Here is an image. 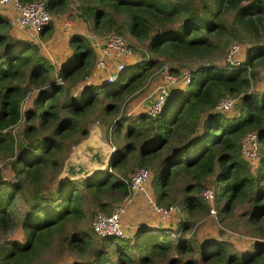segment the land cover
I'll use <instances>...</instances> for the list:
<instances>
[{
    "label": "trees",
    "instance_id": "1",
    "mask_svg": "<svg viewBox=\"0 0 264 264\" xmlns=\"http://www.w3.org/2000/svg\"><path fill=\"white\" fill-rule=\"evenodd\" d=\"M67 3L47 0L46 8L56 14ZM77 16L96 35L136 37L145 52L125 63L116 80L88 81L97 51L87 34H70L69 52L55 63L33 38L15 35L0 11V162L9 158L14 176L0 169L2 233L16 224L13 200L21 196L26 204L21 236L0 242V264H264V92L250 90L264 67V0H80ZM233 42L248 44L238 66L210 61L216 53L226 57ZM164 62L172 73L193 64L187 87H175L155 116L117 117L120 99L156 77ZM32 91V105L23 110ZM226 96L238 98L233 117L216 109ZM93 119L112 131L107 168L60 182L64 159ZM249 132L259 139L255 169L242 153ZM136 167L150 169L155 201L175 204L184 215L208 210L201 193L216 174L217 211L228 214L245 201L241 219L257 238L253 250L239 253L223 238L193 244L186 216L176 229L145 226L133 237H98L79 226L87 207L92 214L127 196L128 184L116 173ZM174 231V238L165 234ZM138 250L146 253L135 259Z\"/></svg>",
    "mask_w": 264,
    "mask_h": 264
},
{
    "label": "rangeland",
    "instance_id": "2",
    "mask_svg": "<svg viewBox=\"0 0 264 264\" xmlns=\"http://www.w3.org/2000/svg\"><path fill=\"white\" fill-rule=\"evenodd\" d=\"M79 3H80V0H68V3L66 4L65 8L61 12L54 14L50 11V14L53 17L52 22H54V23L52 24L51 31H50V28H48L45 30V33L42 35L40 33H35L34 31H32V34L30 33L32 35L31 36L30 34H28L29 31H27L26 29L16 28L15 26L14 27L16 28V30H19L20 32H23V33L26 32L27 33L26 35H28L27 37H31L37 43H39L41 51H43L45 54H47V55L48 54L50 55V53L53 54V50L56 48H60L62 46V42H66L68 40L69 35L72 33L83 31L85 34L87 33L88 37H89V35H92L93 32H91V30H89V28L85 25L84 21H82L77 16V13H79ZM0 10L2 13H5V14H9L11 12L10 10H7L6 8L4 9L3 6H0ZM54 19H55V21H54ZM61 21H63V23ZM65 22H69V23H65ZM60 26H62L63 30H69L70 29L69 32L67 34L64 33L61 30ZM24 30H26V31H24ZM122 37L125 39L127 44H129V46L132 50V57L127 58L126 60L125 59H122V60L125 63L129 64L132 61H136L138 59H141L142 54L145 52V44L143 42H141L140 40H138L136 37H132L130 35H123ZM261 41L264 42V32L262 34ZM135 45H137L138 48H135ZM247 46H248L247 43H242V42L239 43V47L235 52V57L237 60H239V63L245 57V51H246ZM65 47H66L67 52H68L69 51V49L67 48L68 43L66 44ZM146 55L149 56V54H146ZM210 61L216 63L219 66L224 67L225 69L234 68V67L239 65V63L237 65H234L230 61H228L227 58L225 57V54L220 55V54L216 53L213 55V57L211 58ZM117 62H118V60H115V61L110 60L108 65H107V68L104 71L103 70H97L94 66V69H93V72L91 73V75L93 76V78L99 77V80L97 81L95 79L96 81H94V82L102 81L105 78L108 69L113 70L116 68ZM161 65L162 66L164 65L167 68L171 67V63H168V62H164ZM192 67H193V64L181 67L178 70V73H176V74L181 73L182 70H189ZM257 71L259 73L257 74V76L255 78H252L250 90L251 91L264 92V67L258 68ZM90 76L88 77V79H90ZM118 76H119V71H115L113 78H115V80H116L118 78ZM159 79H162V75L159 76V73H158V75L156 77H152L149 81H146L145 84H142L141 87L137 91H135L133 94H131V95L127 94L126 96L124 95L125 97L120 99V101H119L120 104H119V108H118V112H117L118 113L117 117H119V116L121 117L124 114L131 116V115L137 114L139 112H144L146 103L144 100L141 101V99L144 96L148 95L150 89L155 87V85L157 84L156 80H159ZM186 87H187V85L180 84L178 88H186ZM173 90H174V88L171 90V92ZM33 93L35 94V91H32L29 94V96L24 100L23 105H22L23 110L32 105ZM154 93H155V90L151 95H154ZM237 99H238L237 97H234V103H235V101H238ZM166 102H167V100H166ZM166 102L164 104L163 109L166 106ZM216 109H217V107H216ZM220 111L225 113L228 117H233L238 113V108H237V106H233L230 109H220ZM96 126L101 127V129H102L101 133L103 136L102 138L104 140H106V142H109L112 146L115 147V145L112 144V142L109 139L112 135V131H110L111 129H109L107 127V124L103 123V121H100V119H93L89 123V131L95 129ZM122 129H123V127H122ZM13 130H14V132L17 131L16 126H15V128H13ZM87 136L88 135L84 136L82 139L79 140L78 143H76V144H74V146H72L71 150L67 154V157H69L71 155V153L73 152V148L76 145H78ZM113 140L115 141L116 144L122 142V140L120 138L116 139V137H113ZM258 157L259 156L257 155L255 159H252V161H254L255 163H250V165L253 169H255L257 164H258V162H257ZM65 159L63 161L62 167L64 166ZM9 161H10L9 158H6V160L1 161L0 162V169L3 173L2 174L3 177H7L8 179L13 180L14 176H13ZM60 171H61V169H60ZM47 174L50 175L51 171L48 170ZM128 174L122 175V174L116 173V176L118 177V175H120L121 177L120 176L119 177L121 179H123L122 177L126 178V177H128ZM58 175H59V173H58ZM58 175H57V179L59 180ZM215 177H216V174L213 173L210 176V179L207 180V182H208L207 186H210V187H213L214 189H216V186L218 185V183H217ZM80 178H77V179H80ZM73 180H76V179H73ZM67 181H72V180H67ZM60 182H65V181H60ZM147 192L149 195H152V194L154 195V190H153L150 182L148 184ZM201 196H202V194H201ZM127 198H128V196H126L121 202L111 203L110 205H108L106 207V209H100V208L94 209V213H92V214H90V211L92 210V208L87 207L86 214L82 217V220L78 222V225L85 227L89 230L90 229L92 230L91 222H92V219H93V217L97 211L103 210L105 213H109L112 211V209L116 205L122 204V202H125L127 200ZM148 198H149V200L151 198V199H153V201H155L154 196H151ZM203 199H205V198L203 197ZM13 201H14V204H13V206L12 205L9 206V210L12 207V210L16 215V217H15L16 224L7 233H2L0 231V242L4 238H19L21 236L22 230H21L20 221H21V217L23 216L26 204H25V202L21 196H20V198L18 197ZM205 201H206V199H205ZM143 203H144L143 205H145V201ZM206 203L208 204V210L207 211H198V212L193 213L192 215H186V214L184 215V213L180 212L178 207H177V209L174 212H172L167 218L161 217L158 213H157V216L160 218L161 222H164L165 220H173V221L177 222L176 224H178L179 221H181V218H183L185 216H186V218L190 219L191 228L188 229V231L186 232V236L187 237L191 236L190 238L193 239V241H194L193 244H196L198 242H202L203 240L208 239V238H214V239H222L223 238V239H227L230 242H232L234 248L239 250V253H242V252L247 251V250L248 251L253 250V245H254L255 241L257 240V238H255L251 235V230L248 227H246L245 223L241 219L242 213L244 212L245 201L238 202L233 207L232 211L228 214L218 213V211H217L218 208L216 206L215 201H214L213 205L216 209V212L213 214H210L209 203L207 201H206ZM149 204L147 203L146 207H149L150 211H152ZM122 205L125 207V209L127 208V205H124V204H122ZM141 208H142L141 206L140 207H134V209L132 211L134 214H133V216L129 217V218H133L136 215H142L143 218L139 217L140 220L138 221V223L136 222L137 220H135V222L137 224L144 222L146 220V217L149 216L147 214V212L145 213L146 209H144L145 214H141V213H143L142 210H140ZM125 213H126V211L123 212V214L121 216L122 222L124 224V227L127 230H130V234H131L130 237H133V236H135V234H132V231H134L133 225H135L136 223L131 224L129 220H126L123 217V215ZM127 222L130 224V226L126 225ZM170 225H172V223H170ZM176 226L177 225H175L173 223L172 228L176 229ZM169 227H171V226H169ZM176 233L177 232L174 231V232H166L165 234L174 238L178 235ZM133 250H136V249H133ZM142 253H143V251L138 250V252L135 254V259L140 258V255ZM145 253H146V251L144 250V253L141 255V257ZM53 254H57V253H53ZM194 254H196V253L191 251L187 255V258L188 257L192 258L194 256ZM44 262H45V264L47 263V261H44L43 259H41V260H39L38 264H44Z\"/></svg>",
    "mask_w": 264,
    "mask_h": 264
},
{
    "label": "built area",
    "instance_id": "3",
    "mask_svg": "<svg viewBox=\"0 0 264 264\" xmlns=\"http://www.w3.org/2000/svg\"><path fill=\"white\" fill-rule=\"evenodd\" d=\"M47 0H0V6L9 7L12 13L7 16L8 23L17 27H30L35 33L44 30L53 20L52 15L46 8ZM69 23V22H65ZM88 36V35H87ZM97 51L95 60V68L97 70H105L110 60H118L116 68L107 71L105 78L107 80L114 79L115 71H121L125 62L122 59L132 57V50L125 39L118 34L108 33L105 35H96L92 33L88 37ZM239 47L238 42H233L227 52V60L237 65L239 60L235 57V52ZM162 75L161 82L155 87L154 95L148 94L141 101H145L144 112L148 115L155 116L163 110L171 90L179 87L180 84L187 85L191 81L190 70H182L176 74L169 71L164 65L158 72ZM234 106V97L226 96L220 99L216 105L217 109H230ZM258 133L249 132L242 141V153L250 160L255 159L258 155ZM128 184L129 192H144L147 189L151 178V171L147 167H137L128 174V177H122ZM202 196L209 203L210 214L216 212L213 205L215 201V189L207 186L202 191ZM152 208L162 217L169 216L177 209L174 204L164 205L152 202ZM125 207L122 204L116 205L110 213L97 211L92 219V231L99 237L114 235L118 237H130V232L124 227L122 222V214ZM177 234V233H176Z\"/></svg>",
    "mask_w": 264,
    "mask_h": 264
},
{
    "label": "water",
    "instance_id": "4",
    "mask_svg": "<svg viewBox=\"0 0 264 264\" xmlns=\"http://www.w3.org/2000/svg\"><path fill=\"white\" fill-rule=\"evenodd\" d=\"M101 131V127L96 126L73 148V152L65 159L64 166L59 172L60 181L86 178L107 167L115 147L102 138Z\"/></svg>",
    "mask_w": 264,
    "mask_h": 264
},
{
    "label": "crops",
    "instance_id": "5",
    "mask_svg": "<svg viewBox=\"0 0 264 264\" xmlns=\"http://www.w3.org/2000/svg\"><path fill=\"white\" fill-rule=\"evenodd\" d=\"M4 9L6 8L7 10H10L11 12L9 13V14H6L7 16L8 15H10L11 13H12V10L9 8V7H3ZM1 11V10H0ZM54 21H55V19H54ZM62 23H63V21H61ZM13 27V32H14V34L15 35H17V36H25V37H27L28 35H26L27 33L25 32V33H23V32H20L19 30H16V28H24V29H26L27 31H29V33L28 34H32V29L30 28V27H28V26H26V27H17V26H12ZM57 27V26H56ZM61 27V30L64 32V33H68L69 32V30H63L62 29V26H60ZM26 30H24V31H26ZM30 34V35H31ZM87 34V33H86ZM32 36V35H31ZM66 44H67V41L66 42H62V46L60 47V48H56V49H54L53 50V54L52 53H50V57L53 59V61L55 62V63H60L61 62V60L63 59V57L64 56H66V54L69 52H67V49H66ZM68 48V47H67ZM104 71V70H103ZM159 76H161V74H159ZM98 81L99 80V77H97V78H93V76L91 75L90 76V79H88V81H96V80ZM161 80L162 79H159V80H156L157 81V84L155 85V87L161 82ZM155 87H153V88H151L150 89V91H149V93L148 94H152L153 92H154V90H155ZM147 94V93H146ZM149 184V183H148ZM147 189H148V186H147ZM147 189H146V191H144V192H129L128 194H127V196H128V198H127V200L125 201V202H122V204H124V205H127V208L125 209V211H126V213L123 215V217L126 219V220H129L130 221V223L132 224V223H138V221L140 220V218L142 217L143 218V216L142 215H136L135 217H133V218H129L130 216H133V209H134V207H142L140 210H142V212L143 213H141V214H145L146 212H147V214L149 215V216H147L146 217V220L144 221V222H142V223H139V224H135V225H133V228H134V231H132V234H137V233H139L145 226H163V227H169V226H171V227H173V223L175 224V225H177L176 223L177 222H175V221H173V220H165L164 222H161L160 221V218L157 216V212L156 211H154L153 210V208H152V205H153V199H151L150 198V200H149V198L148 197H151V196H153V194L152 195H149L148 194V192H147ZM148 198V199H147ZM145 201V205H143L144 202ZM152 201V202H151ZM156 202V201H155ZM147 203L150 205V208H151V210L153 211H150V209H149V207H146V205H147ZM158 203V202H157ZM144 209H146V211H145V213H144ZM124 211V212H125ZM160 215V214H159ZM161 216V215H160ZM140 217V218H139ZM162 217V216H161ZM168 217V216H167ZM167 217H164V218H167ZM135 220H137L136 222H135ZM170 223H172V225H170ZM126 225L127 226H130V224L127 222L126 223ZM129 232H130V230H129ZM134 232V233H133Z\"/></svg>",
    "mask_w": 264,
    "mask_h": 264
},
{
    "label": "clouds",
    "instance_id": "6",
    "mask_svg": "<svg viewBox=\"0 0 264 264\" xmlns=\"http://www.w3.org/2000/svg\"><path fill=\"white\" fill-rule=\"evenodd\" d=\"M169 96V95H168Z\"/></svg>",
    "mask_w": 264,
    "mask_h": 264
}]
</instances>
